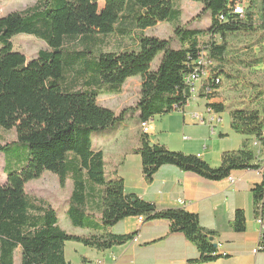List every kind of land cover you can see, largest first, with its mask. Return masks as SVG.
<instances>
[{"label":"trees","instance_id":"trees-1","mask_svg":"<svg viewBox=\"0 0 264 264\" xmlns=\"http://www.w3.org/2000/svg\"><path fill=\"white\" fill-rule=\"evenodd\" d=\"M191 1L201 5L197 17L211 15L207 28L192 27L188 21L186 26L175 29L180 37L176 44L154 35H143L139 51L101 53L96 65L87 69L85 84L89 89L78 91L72 89L78 73L71 71L78 58L66 51L76 42L98 34L99 0H36L33 6L0 17V126L12 129L21 119L38 126L26 118L30 117L49 127L44 135L19 140L30 148L28 162L8 172L6 181L0 183V264H14L16 251L20 252L21 264H70L65 255L68 242L99 252L123 246L134 240L137 232L115 234L111 228L130 216L142 217L144 222L170 221L171 233L184 234L197 247L200 262H212L227 255L220 253L215 243L218 232L204 227L198 214L182 207L161 209L153 202L126 192L122 177L107 180L104 154L92 145L93 132L104 131L124 120L123 112L117 113L98 103L100 91L120 94L128 79L140 76L135 103L139 123L152 120L156 115L181 111L192 97L186 78L194 71L203 52L207 53L213 67L199 96L208 100L209 109L229 112L231 128L246 136L248 142L238 150L224 152L219 167H212L196 154L172 151L152 143L144 132L140 133V146L134 152L140 156L148 183L153 182L158 170L165 165L214 181L227 179L238 171H259L261 180L251 187V192L254 216L261 219L264 157L255 154L249 141L257 140L264 152V103L259 102L264 95V84L238 81L245 78L239 71L234 74L229 67L227 36L264 32V0L259 4L254 0ZM181 2L125 0L116 22L139 29L162 22L174 23L182 16ZM237 3L246 4L243 17L233 12ZM18 34L33 35L48 48L40 50L35 58L27 59L14 49L12 39ZM159 52L163 53L160 64L152 69L151 64ZM253 62L260 64L262 58L254 59L251 66ZM234 79L238 81L235 87L239 84L256 87L249 103L211 101L224 80ZM206 88L210 92H205ZM1 149L6 150L7 146ZM45 172L54 174L62 188L69 180L72 182L67 215L74 226L90 227L85 223L90 218L88 206L99 200L100 222L95 228L98 233L65 231L59 224L57 211L45 199L27 193V183L41 178ZM230 226L237 233L246 230L244 209L236 210ZM86 260L83 257L82 263L86 264Z\"/></svg>","mask_w":264,"mask_h":264},{"label":"crops","instance_id":"crops-1","mask_svg":"<svg viewBox=\"0 0 264 264\" xmlns=\"http://www.w3.org/2000/svg\"><path fill=\"white\" fill-rule=\"evenodd\" d=\"M140 85L141 77H132L117 96L127 98L129 90L136 92ZM138 96L136 92V101ZM126 103L127 99L121 100L120 105ZM106 130L103 135L92 138V145L103 152L106 171L124 179L126 192L153 202L161 209L182 207L198 214L204 227L218 232L215 243L220 253L227 255L212 262H200L197 247L184 234L171 233L170 221L144 222L139 216H130L118 222L111 231L115 234L137 232V240L106 252L86 247V264H264V214L261 219L254 216L251 192V187L261 180L259 171L234 172L231 175L234 182L229 178L214 181L165 165L158 170L153 182L148 183L140 156L134 152L140 146V123L129 126L121 121ZM123 131L133 133L136 142L129 143L126 137H121ZM148 136L152 143L172 151L196 154L212 167L220 166L224 152L238 150L248 142L246 136L231 128L229 112L196 107L192 98L181 111L156 115L151 120ZM249 144L258 157H264L257 140L251 139ZM99 206V200L88 206L90 218L85 223L90 227L75 226L77 234L98 233L95 228L100 222ZM237 209H244L246 214V230L241 233L230 226ZM260 244L262 249H259Z\"/></svg>","mask_w":264,"mask_h":264},{"label":"rangeland","instance_id":"rangeland-1","mask_svg":"<svg viewBox=\"0 0 264 264\" xmlns=\"http://www.w3.org/2000/svg\"><path fill=\"white\" fill-rule=\"evenodd\" d=\"M35 2L36 0H0V17L33 6ZM124 4L125 0H99L97 15L98 34L76 42L70 51H66V54L71 52L73 56L78 58L71 69L72 72L76 71L79 74H77L76 80L72 83L73 90L89 89L87 84H85L87 69L96 65L101 53L139 51L140 39L143 35H154L162 39H168L171 43L176 44L175 42H178L180 38L175 31L177 27L186 26L188 21L191 22L192 27L197 28H207L211 24V15L209 13L203 14L201 18L197 17L201 11L200 4L191 0H182L179 5L183 11L182 16L174 23L162 22L147 29H139L131 24L121 26L116 21L124 8ZM194 17L197 18L193 20ZM256 21L258 23L260 21L258 6L256 8ZM227 40L230 53L229 67L234 74L239 71L240 75L245 78L244 80L238 79V81L264 84V32L260 30L254 34H230L227 36ZM12 42L14 49L23 53L27 59L35 58L40 50L48 48L43 40L29 34H18L13 37ZM218 42H221L220 38H218ZM162 55V52L157 54L151 64L152 69L158 67ZM256 58H262V62L260 64L253 62V66H251L252 61ZM212 67H208V71L211 72ZM83 75H85V78ZM238 81L236 79L232 81L224 80L221 88L215 93L213 102L226 104L249 103L254 96L256 87L243 86L241 84L235 87L234 83ZM106 87L108 86L106 85ZM136 92L139 93V89ZM136 92L131 89L126 94L127 98H122V96H117L118 94H110L104 90L100 91L97 101L100 105L113 109L117 113L123 112L125 124L131 126L134 123L137 125L139 124V110L135 104ZM191 98L192 104L196 107L200 105L205 107V109L207 108V99L199 95H192ZM125 99H127L128 103L121 106V100ZM259 100V102L264 103V95ZM26 118L39 125H30L21 119L24 123L21 124V120H18L12 129H5L0 126V183L6 181L8 172L17 170L28 162L30 148L26 143L19 142V140L32 135H44L49 129L46 124L36 122L30 117ZM103 133L105 131L93 132L91 136L94 140L98 136L103 135ZM121 137H126L129 143H134L137 139L133 133L127 131H123ZM1 146H7V149H1ZM105 176L107 180L114 178L108 172ZM98 187L102 188L100 185ZM26 191L29 195L45 199L57 211L61 228L69 233L77 234L78 229L71 225L72 222L67 215L68 200L72 191V182L70 180L62 188L59 186L57 177L54 174L45 172L41 178L28 182ZM98 220H100V215ZM77 244L76 242H68L65 247L66 259L70 264H83L82 258L87 256L88 250L86 249L88 248L83 244L74 246ZM14 261V264H21L19 251H16Z\"/></svg>","mask_w":264,"mask_h":264},{"label":"built area","instance_id":"built-area-1","mask_svg":"<svg viewBox=\"0 0 264 264\" xmlns=\"http://www.w3.org/2000/svg\"><path fill=\"white\" fill-rule=\"evenodd\" d=\"M233 12L243 17L246 13V4L237 3V5H235V7L233 8ZM223 18L224 16H222V19ZM206 54H207L206 52L201 53V55L199 56L197 60V65L194 71L186 78V82L191 88L192 95H199L200 89L203 87V85L206 83V81L209 78L210 71H208L209 69L208 67L212 66V62H210L207 59ZM205 92H210V89L206 88ZM150 123H151V120L143 121L140 123L142 132L146 134L150 133ZM201 123L204 124L205 122L202 120ZM229 180L231 182H234V179L232 178V176L229 177ZM140 220L143 221V218L140 217ZM134 240H137V237H135ZM259 249H262L261 244H260Z\"/></svg>","mask_w":264,"mask_h":264},{"label":"water","instance_id":"water-1","mask_svg":"<svg viewBox=\"0 0 264 264\" xmlns=\"http://www.w3.org/2000/svg\"><path fill=\"white\" fill-rule=\"evenodd\" d=\"M210 240H211V241H213V240H214V238H213V237H211V238H210Z\"/></svg>","mask_w":264,"mask_h":264},{"label":"bare ground","instance_id":"bare-ground-1","mask_svg":"<svg viewBox=\"0 0 264 264\" xmlns=\"http://www.w3.org/2000/svg\"><path fill=\"white\" fill-rule=\"evenodd\" d=\"M226 255V254H225Z\"/></svg>","mask_w":264,"mask_h":264}]
</instances>
